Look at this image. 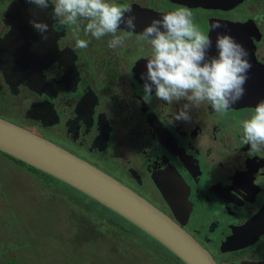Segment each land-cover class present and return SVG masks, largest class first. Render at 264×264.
<instances>
[{"label": "flooded vegetation", "instance_id": "1", "mask_svg": "<svg viewBox=\"0 0 264 264\" xmlns=\"http://www.w3.org/2000/svg\"><path fill=\"white\" fill-rule=\"evenodd\" d=\"M13 1L0 0V57L12 44L10 73L21 76L32 71L40 76L36 89L20 83L18 92L12 93L6 70L0 66V115L103 169L171 216L158 181H168L169 187L186 182L192 207L184 227L217 264H264V228H257L258 223L264 226V149L252 152L242 136V121L264 99V20L256 19L264 17V0H117L132 8L136 28L121 25L118 34L125 39L115 48L108 46L110 35L97 40L84 35L82 26L79 31L75 26L52 31L51 5L41 10L25 0V5L12 6L8 13ZM177 7L190 9L195 23L211 36L209 55L216 54L217 31L230 34L248 52L252 67L244 96L226 112L217 113L204 102L190 108V120H175L185 100L168 104L155 98L154 89L150 102L143 99L142 74L150 45L140 39L141 33L152 19ZM30 19L49 25L47 40ZM216 23L219 29H213ZM74 33L89 41L86 49L75 47ZM7 39L10 43L3 42ZM2 152L0 220L12 226L26 212L12 198V155ZM194 155L214 171L206 172ZM104 158L106 167L99 164ZM217 170H221L219 177ZM32 178L46 197L48 188ZM193 178L209 182L204 188L196 184L194 197ZM19 180L17 190L26 194L25 181ZM39 197L44 203L50 198ZM246 224L245 232L254 231L259 237L245 247L230 249L227 239ZM8 256L2 246L0 257L9 260Z\"/></svg>", "mask_w": 264, "mask_h": 264}, {"label": "clouds", "instance_id": "2", "mask_svg": "<svg viewBox=\"0 0 264 264\" xmlns=\"http://www.w3.org/2000/svg\"><path fill=\"white\" fill-rule=\"evenodd\" d=\"M26 3L41 10L52 6L48 13L53 18L52 31L69 26L79 31L82 26L84 35L97 40L110 35L108 46L112 48L124 42V35L118 34L121 25L130 30L136 28L132 8L117 0H26ZM29 23L47 40L49 25L45 21L30 19ZM220 27L218 23L213 25V29ZM74 37L77 49L88 47V40L76 33ZM140 39L150 45L146 72L142 74L143 99L150 102L154 89L155 98L168 104L185 100L175 120H190V108H199L204 102L217 113L226 112L244 96L252 67L247 50L227 32L217 31L216 54L209 55L212 38L195 23L190 9L177 7L162 12L160 18L145 25ZM242 136L252 152L264 149V99L242 121Z\"/></svg>", "mask_w": 264, "mask_h": 264}, {"label": "water", "instance_id": "3", "mask_svg": "<svg viewBox=\"0 0 264 264\" xmlns=\"http://www.w3.org/2000/svg\"><path fill=\"white\" fill-rule=\"evenodd\" d=\"M25 4V0L13 1L8 13L12 6ZM3 42L10 43L8 39ZM1 54L0 66H4L6 70L5 81L11 87L12 93L18 92L17 86L20 83L29 84L36 89L39 74L37 77L32 71L21 76L10 73L12 44ZM0 150L69 184L118 213L160 242L185 264H217L210 251L184 227L186 213L192 207L188 198L190 188L186 182L176 181L174 186L169 187L168 181H158L159 189L173 215L171 216L103 169L1 115ZM248 226L249 224L242 226L234 233L237 235L233 234L227 239L230 249L245 247L259 237L258 234H252L254 231L245 232ZM257 228L261 230L264 226L258 223Z\"/></svg>", "mask_w": 264, "mask_h": 264}, {"label": "rangeland", "instance_id": "4", "mask_svg": "<svg viewBox=\"0 0 264 264\" xmlns=\"http://www.w3.org/2000/svg\"><path fill=\"white\" fill-rule=\"evenodd\" d=\"M193 157L206 172L214 171L201 156L194 155ZM106 158L99 159L100 166H108ZM1 160L5 161L2 157ZM126 169L130 172V166H127ZM220 174L221 170H217L218 177ZM130 175L140 186L141 182L134 179L137 175L131 172ZM19 179H22V182L25 181L23 188L27 189L26 194L17 190ZM192 180L193 197L196 184L204 188L209 183L208 179L197 181L193 178ZM2 181L0 179V187L4 188ZM40 189H42L41 185L32 178L26 169L20 166L15 167L12 162V198H17L20 204L28 207L27 210L22 209V213L26 212L22 216L25 219L24 228L30 235L35 236L38 248L40 246V252L27 249L24 243L28 236H21L20 230L16 233L17 235H14L11 224L0 220V243H2L3 249L6 247L7 253L11 256L10 251L12 252L15 245H21L17 248L19 251H16L24 254L17 255L19 263H21L20 260L24 261L23 259H25L26 263L21 264H170L167 258L168 250L164 251L158 247L159 245H157L159 248L157 250L155 244L154 247L153 243L152 245L148 244L144 241L149 239L145 235L146 233L131 223L113 216L101 206L91 205L99 210L85 207L86 205L76 198H72L66 193L63 194L57 189H47L46 197ZM76 194L79 193L76 192ZM39 196L44 199L50 198L44 203ZM82 197L86 202H89V199ZM26 199L31 202L30 205L25 202ZM58 205L64 212V217H60L62 220L58 216ZM3 217L5 219V216ZM57 218L60 219L59 222ZM112 219L115 221L111 222ZM6 224L11 227H5ZM9 241L14 242L9 244ZM2 246L0 244V256ZM0 264L12 263L7 258L0 257Z\"/></svg>", "mask_w": 264, "mask_h": 264}, {"label": "trees", "instance_id": "5", "mask_svg": "<svg viewBox=\"0 0 264 264\" xmlns=\"http://www.w3.org/2000/svg\"><path fill=\"white\" fill-rule=\"evenodd\" d=\"M2 154H5V155L9 156L8 154L3 153V152H2ZM12 162H13V165L15 167L20 166V167L26 169L30 175L34 176L35 178H39L46 188H48V189H50V188L51 189H57L58 191H61L63 194L66 193V194L72 196V198H76L83 205H86L85 207H88L90 209L93 208V209L99 210L96 207H92L91 205H95L97 207L98 206H101V207H103V209L108 210L113 216L118 217V218H121V219L129 222L128 220H126L125 218H123L118 213H116L113 210L107 208L106 206L98 203L96 200L92 199L88 195H86L83 192L77 190L76 188L70 186L69 184H67V183H65V182H63V181L55 178L54 176H52V175H50V174H48V173H46V172H44V171H42V170H40V169L32 166V165H30V164H28V163H26V162H24L22 160H19V159L13 157V156H12ZM76 192H78L79 194L77 195ZM82 196H84L87 199H89V202L88 201L86 202ZM90 201H93V202H90ZM23 208L26 209V210L28 209L27 206H24ZM58 209H59L58 210V214H59L58 216H59V218L60 217L63 218L64 217V212H63L62 207L60 205H58ZM59 218H57L58 219L57 220L58 222L61 219V218L60 219ZM24 220L25 219H23V218H20V219L18 218L15 222H13V224H12V230L14 232V235H17L16 233L18 232V230H20L19 234L21 236H28V238H26V241L24 243V246L27 249H32V250H34L36 252H40V246L38 248V245H37L35 236L34 235H30L27 232V230L24 228V224H23ZM113 221H115V220L112 219L111 222H113ZM63 223H64V220H63ZM129 223H131V222H129ZM132 225L135 226L134 224H132ZM121 227L124 230H126V228H124V226L121 225ZM135 227L138 228L139 230H141L139 227H137V226H135ZM128 233H130V232L128 231ZM144 233H146V232H144ZM145 235L148 236L149 239H145L144 241H146L148 244H151V245L153 243V247L156 245V249L157 250L159 249L158 247L164 249V251H167L168 250L165 246H163L160 242H158L155 239H153L147 233ZM13 242L14 241H12L11 244H13ZM38 244H39V242H38ZM157 245H159V246L157 247ZM20 246H21L20 244H16L15 245V248L12 249V256L10 254L8 256V258H9V260H10V262L12 264L26 263L25 259H23L24 261L20 260L21 263L18 262V259L19 258H17L18 257L17 255L18 254H20V255L23 254L21 252H16V251H19V250H17V248L20 247ZM167 252H168L167 258H168L170 264H185L179 257H177L175 254H173L171 251L168 250Z\"/></svg>", "mask_w": 264, "mask_h": 264}]
</instances>
